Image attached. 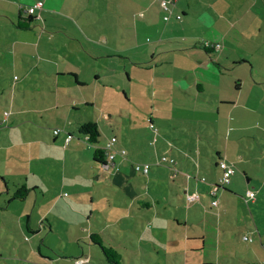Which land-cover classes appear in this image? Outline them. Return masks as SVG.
<instances>
[{
    "label": "rangeland",
    "instance_id": "374dc122",
    "mask_svg": "<svg viewBox=\"0 0 264 264\" xmlns=\"http://www.w3.org/2000/svg\"><path fill=\"white\" fill-rule=\"evenodd\" d=\"M115 1V7L121 8L120 19L117 15L104 16H108L116 24L121 35H107L108 43L109 46L114 45V49H131L127 54L131 55L129 59L132 60L127 62V66L120 65L118 58H107L103 54L108 53L104 45L102 52H95L96 56L101 57L92 61L90 56V62L82 63L85 86L79 89L72 80L62 81L60 92L64 91L65 95L54 96V90L51 92L49 88L43 89L40 85L42 82H35L31 75L25 78L21 70L22 64L15 65L12 69L11 66L5 67L6 59L0 60L4 71L9 68L4 74L0 72V172H8L13 166L16 172L10 179L17 184L18 175H29L30 168H49L51 172L46 175L48 185L41 183L49 191L50 198L46 201L49 205L51 199H63L59 206L43 207L41 210L37 208L34 211L37 227L41 218L40 211L43 214L50 212L53 220V228L44 224L45 233L35 240H27L25 232L20 229L12 232L10 240H6V236H0V256L7 258L0 260V264H68L76 254L80 255L83 248L91 264H109L101 247L91 245L86 238L78 242L79 238L84 237L80 225L89 226V219L90 228L101 235L105 246L114 247L122 257L120 264H238L240 259L250 264L245 249L252 243L244 242L243 236L252 235L257 240H260V236L264 238V184H261L264 182V118L259 115L262 111L251 113L247 122H244V117L228 124L230 121L224 110L216 122L210 120L204 124L202 135L211 133V136L206 134L201 142L209 147L212 158L203 153L202 159L206 163L204 170L202 168L203 175L209 180L210 173L219 176L221 170L218 165L222 159L232 165L236 174L232 177L231 184L220 191L218 208L211 207L209 195L205 197V203L188 205L184 190L178 187V180H157L159 161L157 163L155 147H150V143L154 140L153 132L156 131H159L158 149L164 146L163 133L172 131L175 138L180 136L182 139H189L184 134H193V129L187 125L182 127L175 114L172 119H168L173 126L172 130H169L165 120H155V128L151 130L150 119L153 115L159 117L166 111V95H154V88L156 86L157 89L158 86L152 83V74L155 72L146 69L150 64H143L140 69L131 64L133 61L139 63L142 57L149 59L150 48H158L159 44L167 47L169 43L183 41L172 39L169 42L167 32L161 34L156 30L140 28V24L145 25L143 21H138L139 28L135 26L133 13L140 12L138 6L143 0ZM91 5L93 9L94 5ZM93 21L97 24L98 20ZM84 30L88 32L89 28L85 27ZM94 32L92 29L93 38L98 36ZM81 39H84L83 36ZM94 45L100 46L93 42L85 44L92 51H95ZM0 50L4 49L0 47ZM138 53L141 55L138 56ZM123 54L125 55L124 52ZM159 56L163 62L167 53H159ZM23 65L26 64L23 62ZM26 66L28 71L31 64ZM128 73L132 81L129 80ZM97 75L101 77V82L95 81ZM15 76L20 82L13 89ZM50 82L52 86L56 84L54 79ZM169 97H173L175 101H167L169 106H177L181 102L179 94ZM86 99L90 103L87 105V112H75V101ZM6 111L11 112V116L3 122ZM240 111L242 109L239 108ZM70 119L74 121L73 125L69 124ZM84 121L100 125L99 145H90L86 138L79 136L78 124L81 126ZM243 127L246 130H238ZM55 130L60 131L59 135H54ZM69 135L74 144L64 148V140ZM54 136L59 137L55 143ZM113 136H117L119 140L116 147L129 151L138 162L149 161L153 166L150 176H145L141 193L144 201L154 205L153 209L148 210L138 202L134 203L112 186L110 172H104L100 165L93 167L95 149L98 146L104 148ZM218 151L223 153L219 160ZM75 155L78 160L74 159ZM165 156L174 158L169 152ZM227 156L230 157L229 160ZM217 161L218 168L215 166ZM161 166L172 167L164 164ZM105 174L108 180L104 177L97 179L99 175ZM140 177L143 176H135L134 188H137ZM32 179L30 176L31 182ZM125 187H129V184H125ZM249 188L256 194V201L249 199L251 203L247 202ZM26 202L27 200L16 201L14 208L20 212L27 209L31 215L34 203H31V199L28 201L30 203ZM169 211L172 219H163L160 215L154 222L157 213L164 215ZM118 215H124V218L121 216L115 222L114 218ZM11 217L9 214L8 219ZM151 221L155 223L153 226H150ZM184 225H187L186 228ZM111 235L116 237L114 241L110 238ZM38 246L49 257L48 260L36 252Z\"/></svg>",
    "mask_w": 264,
    "mask_h": 264
},
{
    "label": "crops",
    "instance_id": "0c3cea01",
    "mask_svg": "<svg viewBox=\"0 0 264 264\" xmlns=\"http://www.w3.org/2000/svg\"><path fill=\"white\" fill-rule=\"evenodd\" d=\"M39 1L44 2V8L40 11L41 19L35 18L36 21L29 23L27 19L30 15L26 13L25 8ZM142 2L138 6L141 9L140 12L135 11L133 13V18L136 19V27L139 28L138 21H143L145 25L140 24V28L148 31L156 30L157 33L161 34L167 32L169 42L172 39L183 41L169 43L167 47L159 44L160 47L158 48H150L149 59H143L142 57L139 63L136 61L131 63L137 69L142 68L143 64H150L146 69L155 72L152 74L154 76L152 83L158 86L157 89L156 86L154 88V95L158 94L160 97L166 95V103L170 100L175 103L173 97L171 98L169 95L179 94L181 96V102L177 103V106L174 104L169 106L165 103L166 111L164 114L159 117L153 115V118L150 119L151 130L155 128V120L158 122L165 120L170 127L169 130H172L173 126L168 119H172L175 114L176 120L182 127L187 125L193 129V134L188 135L186 132L184 134L189 139H182L180 136L175 138V136H172V131L167 132V134L163 133L164 140L162 144L164 146L158 149L159 131L153 132L154 140L150 143V147H155L154 153L157 163L163 155H167V152H169L174 157L172 159L177 161L176 167L179 170L178 175L175 176L174 168L158 165L157 180L168 179L172 182L178 180L179 189L182 187L186 195L188 193H198L201 196V203H205V197L210 194V185L216 184L215 181L220 178L221 172L219 176L210 173V180L203 175L202 168L204 170L206 165L202 159L203 153H206L208 157L211 156L208 151L209 147L201 142L206 134L211 136V133L202 135L205 129L204 124L210 120L216 122L223 115L222 111L224 110H226L227 113L225 114L228 116V121H230L228 124L232 121L238 122L240 118L244 117H246L244 122H247L249 121V115L254 114L255 111H262L257 113L264 118V0H178L173 9L170 22L163 19L164 12L160 6V0H143ZM115 3V0H0V47L4 49L3 51L0 50V60L6 59L7 64L5 67L11 66L12 69L15 65L20 66L22 64L21 67L23 68L21 70L24 77L28 78L31 75L35 82L39 80L42 82L40 85L43 89L49 88L51 92L54 90V96L65 95L64 91L60 92L62 81L72 80L81 89L85 86V81L82 78L84 71L82 63L90 62V56L92 61L101 57L96 56L95 52H102L104 45H106L104 49H107L108 53L103 54L107 55V58L120 59V65L127 66V62L132 60L129 59L131 55L127 54V51L131 50L129 47H125L124 50L114 49V45L109 46L108 43L107 35H121L116 24L109 20L108 16H104L105 14L117 15L120 19L122 13L120 14L119 11H121V8H116ZM91 4L94 5L93 9H91ZM106 5L107 7H105ZM177 14L182 15L181 21L175 19ZM95 19L98 20L97 24L93 21ZM17 23L30 26L25 30L18 29ZM85 27L89 28L88 32L84 30ZM92 29L98 35L95 38L92 36ZM81 36L84 39H81ZM82 40L87 42L83 43ZM91 42L100 46L94 45L95 51L89 50L85 44ZM207 43L221 44L222 49L218 52H207L204 49V45ZM116 52L117 55H115ZM164 52L167 53V58L161 62L159 53ZM138 54V56L141 55ZM23 62L26 65L31 64L28 71H26L27 66H24ZM34 63H41V65H32ZM2 68L4 67L0 64L1 74L6 73L9 69L7 68L4 71ZM127 76L132 81L130 73ZM14 79L16 81L13 84V89H15L16 83L20 82V79L16 76ZM53 79L56 80V84L52 86L50 81ZM95 81L101 82V77L97 75ZM0 86L2 85L0 84ZM87 101L88 99L76 100V104H73L75 112L78 111L79 114L82 111L87 112V105H90ZM239 108L242 111L239 112ZM5 113L3 114V122L11 116V112H8L10 114L5 117ZM35 114H38V112H35ZM85 121L82 122L83 125L88 123ZM69 124L73 125L74 121L70 119ZM81 126L78 124V130ZM98 126L101 131L100 125ZM238 130L244 131L246 127ZM262 130L264 131V127ZM7 136L3 135V137ZM79 136L86 138L88 141L84 135L79 134ZM68 137L72 138L71 135ZM114 137L118 139L117 136L112 138ZM53 140L55 143L59 140V137L54 136ZM117 142L114 147H116ZM64 143V148H67L72 146L74 141L70 139V142H67L66 138ZM97 148H101V146ZM119 150L125 149H120L117 146L114 151ZM126 152L127 157L117 155L116 166L108 170L96 160L94 152L93 167L102 166L104 172L111 173V184L115 189L118 188L122 194L132 199L134 203L138 202L142 207L151 210L154 205L144 201L141 197L142 188L144 187L143 181L145 176L148 175L138 174L133 168V163L150 162H138L129 151ZM218 153L219 160L223 153L221 151H218ZM262 154L264 156V152ZM228 157L229 160L230 157ZM74 159L78 160V157L75 155ZM217 165L218 161L215 166L217 167ZM15 172L13 166L9 168L8 172H0V236H6V240H10V237H13L12 232L20 229V231L25 232L27 240H31V238L35 240L45 233L44 224L53 228L51 225L53 220L50 212L43 214L40 211L41 218L38 220L39 225L37 227L34 211L37 208L41 210L43 207L59 206L63 199H51L49 205L46 201L50 198L49 191L41 183L44 182L48 185L46 175L51 172L49 168H30L29 175L33 178V182L30 181L28 174H19L18 185L10 179ZM134 174L143 176L140 177L141 182H138L137 188H134L133 184L136 176ZM188 174L193 175L190 180L187 177ZM102 177L108 180L107 174L105 176L99 175L97 179L99 180ZM201 178H205L206 182H201ZM45 179L46 181H44ZM125 184H129V187H125ZM261 184H264V182ZM23 186L29 190V194L25 199L27 200L26 204L30 203L28 202L30 199L31 203H34L31 215L27 209L20 212V210L14 208L15 202L20 201L13 198L14 194ZM62 189H64L63 186ZM250 190L249 188L248 192ZM184 193L182 191L181 197ZM185 202L187 201L185 200ZM187 204L191 205L188 202ZM12 207L14 208L13 211L11 210ZM164 210L167 211V208ZM9 214L12 216L11 219H8ZM17 215L20 217H14ZM160 215L163 216V219H172L169 211L164 215L157 213L154 216V222ZM118 216H115V222H118L121 216L124 218V215ZM90 222L91 219H89V226L80 225L84 237L79 238L78 242L80 239L85 238L90 241L92 235H98L102 240L101 235L90 228ZM153 224L155 223L151 221L150 226H153ZM184 226L186 228L187 225ZM4 231H6V234ZM245 236L253 237L245 234L243 238ZM110 238L113 241L116 239L114 235H111ZM253 239L252 245L245 249V255L250 259V264H264V249L262 248L264 238L260 236V240L255 237ZM102 243L105 245L103 240ZM90 244L95 245L91 241ZM111 248L115 249L114 247ZM36 252L43 259H49L46 254L41 252V246H38ZM82 256H86L85 248H83L80 255L76 254L73 261H68V264H74V260ZM86 258L89 257L86 256ZM4 259L7 258L0 256V260ZM238 264L249 263H246L244 259H240Z\"/></svg>",
    "mask_w": 264,
    "mask_h": 264
},
{
    "label": "built area",
    "instance_id": "2783aa9c",
    "mask_svg": "<svg viewBox=\"0 0 264 264\" xmlns=\"http://www.w3.org/2000/svg\"><path fill=\"white\" fill-rule=\"evenodd\" d=\"M178 0H160V6L161 9L163 10V19L166 22H170L173 16V9L174 7L177 5ZM44 8V2L43 1H39L34 5H30L29 7L25 8V11L27 14H29L30 16H33L34 18L37 19H41L40 16V11ZM175 19L178 21L182 20V15L181 14H177L175 15ZM205 47L212 49L215 52H218L222 49L221 44H211V43H207L205 44ZM10 113H5V117H7ZM60 131L59 130H55L54 131V135H59ZM70 137L67 138V142H70ZM117 142V138H112L111 141L107 144L105 148L106 151V155H107V165H105V169H109L111 167H115L116 166V158H117V152H115L113 150V147L115 146V143ZM156 142V140L154 141V143ZM119 156L121 157H126V152L125 151H119L118 152ZM171 165L174 168V174L175 176L178 175L179 170L176 167L177 161L175 159H172L168 156L163 155L160 160H159V164L158 165ZM219 169L221 170V176L219 178V180H217L216 184L210 185V194L209 197L211 198V207L212 208H217L219 207V200H218V196L219 193L222 189H226L227 186H229L231 184L232 181V177L235 174V170L233 169L232 165L228 164L227 161L225 159H223L220 164L218 165ZM134 171L138 174H143V175H148L151 171V165H149V163H143V164H135L133 166ZM188 179H191L193 177V175L188 174L187 175ZM201 182L205 183L206 179L205 178H201L200 179ZM248 201H250L249 199L255 200L256 198V194L254 193V191L250 190L248 192ZM185 199L188 203H193V204H199L201 203V196L200 194L196 193V194H187L185 195ZM245 242H254V239L252 237L249 236H245L244 238ZM264 247V244H263ZM76 264H90L89 259L87 258H81L78 259L76 261Z\"/></svg>",
    "mask_w": 264,
    "mask_h": 264
},
{
    "label": "trees",
    "instance_id": "16d2710c",
    "mask_svg": "<svg viewBox=\"0 0 264 264\" xmlns=\"http://www.w3.org/2000/svg\"><path fill=\"white\" fill-rule=\"evenodd\" d=\"M27 21L30 23V22H34L36 21V19L33 17V16H30ZM16 26L18 27V29H28L30 25H21L20 23H17ZM204 49L207 51V52H213L212 49L210 48H207L205 47L204 45ZM100 129H99V126L98 124L96 123H86L84 125H82L80 128H79V131L78 133L81 134V135H84L85 137H87L88 139V142L90 143V145H93V146H97L99 145L100 143V137H101V134H100ZM120 151V150H119ZM119 151H115L117 152V155L119 154L118 152ZM121 151H125V150H121ZM120 151V152H121ZM126 152V151H125ZM126 155H127V152H126ZM127 157V156H126ZM95 158L98 162H100L101 164H103L104 166L107 165V155H106V151H105V148H97L95 150ZM223 160V159H222ZM220 160V162L222 161ZM219 162V164H220ZM135 164H143V163H133V166ZM152 172V168H151V171L150 173ZM149 173V174H150ZM148 174V175H149ZM192 175V174H190ZM190 180V179H189ZM29 194V190L27 187L23 186L21 189H18L17 192L14 194V199L15 200H20V201H23L27 198V195ZM256 199V198H255ZM249 202V201H247ZM248 204V203H247ZM90 241L92 242V244H95L99 247L102 248L103 250V254L105 256V258L107 259V261L109 262V264H120V261H121V256L117 254V251L111 247H107L105 246L103 243H102V240L99 238L98 235H92L90 237ZM246 243H249V242H246ZM81 258H86V256H82V257H79L77 259L74 260V264H76V261L78 259H81ZM89 259V258H87ZM89 262L91 264V261L89 259Z\"/></svg>",
    "mask_w": 264,
    "mask_h": 264
}]
</instances>
